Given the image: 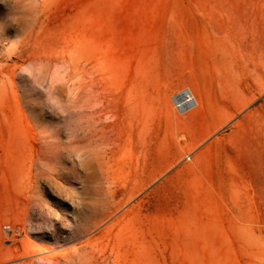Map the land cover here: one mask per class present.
Listing matches in <instances>:
<instances>
[{
	"label": "rangeland",
	"instance_id": "obj_1",
	"mask_svg": "<svg viewBox=\"0 0 264 264\" xmlns=\"http://www.w3.org/2000/svg\"><path fill=\"white\" fill-rule=\"evenodd\" d=\"M92 253L264 264V0H0V264Z\"/></svg>",
	"mask_w": 264,
	"mask_h": 264
},
{
	"label": "built area",
	"instance_id": "obj_2",
	"mask_svg": "<svg viewBox=\"0 0 264 264\" xmlns=\"http://www.w3.org/2000/svg\"><path fill=\"white\" fill-rule=\"evenodd\" d=\"M172 103L176 111L185 114L198 105V101L193 92L187 88H182L172 95ZM190 158V156H188Z\"/></svg>",
	"mask_w": 264,
	"mask_h": 264
},
{
	"label": "bare ground",
	"instance_id": "obj_3",
	"mask_svg": "<svg viewBox=\"0 0 264 264\" xmlns=\"http://www.w3.org/2000/svg\"><path fill=\"white\" fill-rule=\"evenodd\" d=\"M187 89H189L191 92H193L190 88H187ZM198 101V100H197ZM199 104V103H198ZM48 141V140H47ZM109 188H110V192H111V194H118V193H120L121 192V189L120 188H116L115 190H113L112 189V187L111 186H109ZM103 245V244H102ZM101 245V246H102ZM99 252L102 254V252H103V256L105 255V252L106 251H104V250H99ZM113 252V251H112ZM95 253V252H94ZM93 254V253H92ZM100 255V254H99ZM95 256L94 254H93V257H91L90 259H89V261L87 262L88 264H109V261H107L108 260V257L106 258H101V256ZM88 257V256H87ZM114 260V259H113ZM81 264H84L83 262H80ZM114 263H115V261H114ZM113 263V264H114Z\"/></svg>",
	"mask_w": 264,
	"mask_h": 264
}]
</instances>
